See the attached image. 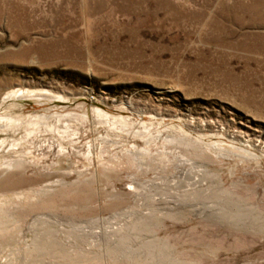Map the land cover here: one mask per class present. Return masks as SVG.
<instances>
[{
    "label": "rangeland",
    "instance_id": "1",
    "mask_svg": "<svg viewBox=\"0 0 264 264\" xmlns=\"http://www.w3.org/2000/svg\"><path fill=\"white\" fill-rule=\"evenodd\" d=\"M7 118L0 264H264V0H0Z\"/></svg>",
    "mask_w": 264,
    "mask_h": 264
},
{
    "label": "bare ground",
    "instance_id": "2",
    "mask_svg": "<svg viewBox=\"0 0 264 264\" xmlns=\"http://www.w3.org/2000/svg\"><path fill=\"white\" fill-rule=\"evenodd\" d=\"M35 96H37V95H34V94H30V93H28V92H22V90L20 91V90H18V91H13V92H10V93H8L7 95H6V97L4 98V101L6 102H8V101H11V102H14V103H21V102H23L24 100H26V99H31V98H33V97H35ZM43 118V117H42ZM39 119H41V118H39ZM17 121H19L20 122V120H17V119H15V120H12L11 118L9 119V118H7V119H0V129H2V128H8V127H14L15 129H18V122ZM68 127V126H67ZM66 127V128H67ZM1 131H5V130H0V132ZM5 140H2L1 142H0V146H3L4 144H5ZM12 146H14V145H12ZM10 168V167H9Z\"/></svg>",
    "mask_w": 264,
    "mask_h": 264
}]
</instances>
